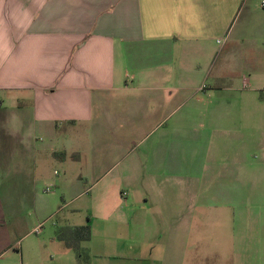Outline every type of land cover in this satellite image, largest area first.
<instances>
[{
	"label": "crops",
	"instance_id": "0c3cea01",
	"mask_svg": "<svg viewBox=\"0 0 264 264\" xmlns=\"http://www.w3.org/2000/svg\"><path fill=\"white\" fill-rule=\"evenodd\" d=\"M262 1L0 0V194L30 158L78 145L81 160L72 130L95 147L157 131L185 168L159 177L173 185L161 209L182 212L175 237L211 254L216 215L233 211L235 256L264 264V89L250 87L264 80Z\"/></svg>",
	"mask_w": 264,
	"mask_h": 264
},
{
	"label": "rangeland",
	"instance_id": "374dc122",
	"mask_svg": "<svg viewBox=\"0 0 264 264\" xmlns=\"http://www.w3.org/2000/svg\"><path fill=\"white\" fill-rule=\"evenodd\" d=\"M256 86L264 89V80L253 74L250 87ZM87 130L77 128L70 135L84 142L81 160L75 145L64 161L30 158L25 167L16 162L24 172L34 170L28 176L8 174L2 183L0 264H242L235 256L233 211L222 215L223 226L216 215L211 254L202 243L196 248L190 236L175 237L173 220L182 212L165 205L161 209V189L173 185L172 178L159 182V177L185 170L174 160L179 148L158 145L157 131L140 143L146 130L120 131L115 145L95 147L93 131ZM165 148L172 161L158 160ZM183 212L189 216L190 210ZM84 224L92 229L91 239L83 243L90 259L80 263L57 231Z\"/></svg>",
	"mask_w": 264,
	"mask_h": 264
},
{
	"label": "trees",
	"instance_id": "16d2710c",
	"mask_svg": "<svg viewBox=\"0 0 264 264\" xmlns=\"http://www.w3.org/2000/svg\"><path fill=\"white\" fill-rule=\"evenodd\" d=\"M91 236L92 229L90 224L61 226L57 231V237L75 252L80 263H86L90 259V254L87 248L83 246V242L89 241Z\"/></svg>",
	"mask_w": 264,
	"mask_h": 264
},
{
	"label": "built area",
	"instance_id": "2783aa9c",
	"mask_svg": "<svg viewBox=\"0 0 264 264\" xmlns=\"http://www.w3.org/2000/svg\"><path fill=\"white\" fill-rule=\"evenodd\" d=\"M264 4V0L262 1ZM128 193L126 191L123 192V196H126Z\"/></svg>",
	"mask_w": 264,
	"mask_h": 264
}]
</instances>
